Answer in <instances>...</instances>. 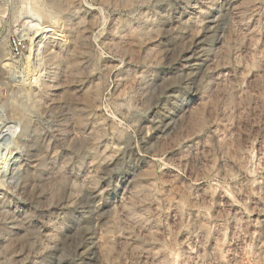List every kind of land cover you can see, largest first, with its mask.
I'll list each match as a JSON object with an SVG mask.
<instances>
[{"label": "rangeland", "instance_id": "obj_1", "mask_svg": "<svg viewBox=\"0 0 264 264\" xmlns=\"http://www.w3.org/2000/svg\"><path fill=\"white\" fill-rule=\"evenodd\" d=\"M0 146V264H264V0H0Z\"/></svg>", "mask_w": 264, "mask_h": 264}, {"label": "built area", "instance_id": "obj_2", "mask_svg": "<svg viewBox=\"0 0 264 264\" xmlns=\"http://www.w3.org/2000/svg\"><path fill=\"white\" fill-rule=\"evenodd\" d=\"M23 44H21V42H17V43H14L12 46H11V53H12V56H20L22 53H23ZM5 151L3 149L2 146H0V170L2 169L3 172H2V175L4 174V168H5Z\"/></svg>", "mask_w": 264, "mask_h": 264}, {"label": "bare ground", "instance_id": "obj_3", "mask_svg": "<svg viewBox=\"0 0 264 264\" xmlns=\"http://www.w3.org/2000/svg\"><path fill=\"white\" fill-rule=\"evenodd\" d=\"M233 260V259H232Z\"/></svg>", "mask_w": 264, "mask_h": 264}]
</instances>
